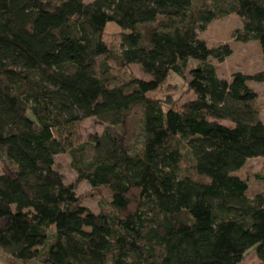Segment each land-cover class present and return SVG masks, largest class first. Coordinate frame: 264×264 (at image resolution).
Listing matches in <instances>:
<instances>
[{"label": "trees", "instance_id": "1", "mask_svg": "<svg viewBox=\"0 0 264 264\" xmlns=\"http://www.w3.org/2000/svg\"><path fill=\"white\" fill-rule=\"evenodd\" d=\"M230 15L264 65V0H0V264H264V189L239 175L264 161V70L219 78L233 51L198 36ZM171 76L193 99L152 95ZM89 118L100 135L62 136ZM63 154L106 210L65 182Z\"/></svg>", "mask_w": 264, "mask_h": 264}, {"label": "rangeland", "instance_id": "2", "mask_svg": "<svg viewBox=\"0 0 264 264\" xmlns=\"http://www.w3.org/2000/svg\"><path fill=\"white\" fill-rule=\"evenodd\" d=\"M91 2L93 0H85ZM242 27V20L235 15L223 17L209 24L205 31L199 32L198 36L204 40L209 47H218L228 44L233 53L222 63H215L219 78L230 80L232 73L241 72L247 75L264 70L262 62V51L257 41L249 42L235 41L233 33L236 29ZM114 40V39H110ZM131 73L139 78H146L139 68L132 67ZM249 85L258 93L257 107L260 112V119L264 122V84L249 83ZM158 99L171 97L174 106H180L186 101L193 99V95L188 93L187 87L182 80L175 76H171L167 84L159 91L152 94ZM230 125L228 122H223ZM104 125H100L94 118L84 119L73 124L68 129L62 130V136L66 138L73 146H78L87 142L92 135H100L104 129ZM56 167L63 175L65 182L76 184L77 195L82 204L93 213H99L106 210L109 205L108 192L105 189L93 190L86 182H77L76 173L70 166V160L67 155H58L55 157ZM4 171V165L0 160V174ZM258 173L264 176V161L261 158L251 159L239 172L242 177H247L250 182V192L260 191L264 189V182H257L254 174ZM130 210L134 208L137 199V193L131 194ZM54 228H51L53 231ZM241 264H258V260L253 251L246 254Z\"/></svg>", "mask_w": 264, "mask_h": 264}, {"label": "crops", "instance_id": "3", "mask_svg": "<svg viewBox=\"0 0 264 264\" xmlns=\"http://www.w3.org/2000/svg\"><path fill=\"white\" fill-rule=\"evenodd\" d=\"M262 160V159H261Z\"/></svg>", "mask_w": 264, "mask_h": 264}]
</instances>
